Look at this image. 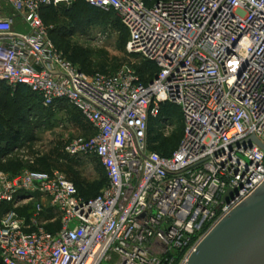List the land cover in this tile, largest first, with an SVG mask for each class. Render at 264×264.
I'll list each match as a JSON object with an SVG mask.
<instances>
[{"label":"built area","instance_id":"1","mask_svg":"<svg viewBox=\"0 0 264 264\" xmlns=\"http://www.w3.org/2000/svg\"><path fill=\"white\" fill-rule=\"evenodd\" d=\"M76 1L0 0V84L76 108L94 134L66 153L96 156L107 184L85 198L58 171L0 172V264H174L188 249L187 264L264 187V0H84L120 16L146 80L61 57L43 12ZM167 103L184 125L171 155L148 144Z\"/></svg>","mask_w":264,"mask_h":264},{"label":"rangeland","instance_id":"2","mask_svg":"<svg viewBox=\"0 0 264 264\" xmlns=\"http://www.w3.org/2000/svg\"><path fill=\"white\" fill-rule=\"evenodd\" d=\"M43 20L61 57L87 74L129 69L146 80L155 71L151 63L127 52L128 31L114 12L91 13L80 5L73 10H51ZM161 113L149 122L148 144L150 149L167 154L182 139L183 114L173 103L164 104ZM0 118L5 126L0 172L58 171L76 181L82 195L92 197L103 191L107 178L98 158L66 153L73 140L94 134L76 108L67 102L45 106L31 92L4 84L0 87ZM187 252L185 249L174 264H180Z\"/></svg>","mask_w":264,"mask_h":264},{"label":"water","instance_id":"3","mask_svg":"<svg viewBox=\"0 0 264 264\" xmlns=\"http://www.w3.org/2000/svg\"><path fill=\"white\" fill-rule=\"evenodd\" d=\"M187 264H264V187L220 222Z\"/></svg>","mask_w":264,"mask_h":264},{"label":"trees","instance_id":"4","mask_svg":"<svg viewBox=\"0 0 264 264\" xmlns=\"http://www.w3.org/2000/svg\"><path fill=\"white\" fill-rule=\"evenodd\" d=\"M154 1H156V0H154ZM154 1H152V2H149L148 0H147V2L148 3H150V4H152ZM81 5V7H83V8H85L86 10H88L89 12H91V13H107V12H103V11H101V10H97V9H95V8H93V7H91V6H89L84 0H77L76 2H75V4L71 7V8H69L68 10H73L74 8H76V7H79ZM51 10H57L56 8H54V7H50V8H46L45 10H44V12H43V17H44V15H46L48 12H50ZM63 10H65V9H63ZM153 73V72H152ZM152 73L149 75V77H151V75H152ZM2 86H4V84H0V87H2ZM16 88H18V90H20V91H28V92H31L28 88H26L25 86H23V85H19V86H17ZM32 93V92H31ZM32 94H34V93H32ZM34 95H36V94H34ZM36 97H38L39 99H40V97L39 96H37L36 95ZM41 100V99H40ZM55 106V105H54ZM161 115H162V113H161ZM183 121V120H182ZM183 136V135H182ZM4 139H5V126H4V123H3V121H2V119L0 118V143H2L3 141H4ZM180 144V143H179ZM179 146V145H178ZM177 146V147H178ZM177 149V148H176ZM175 149V150H176ZM174 151V150H173ZM173 151L172 152H170V153H167V154H164V153H161V154H163V155H171L172 153H173ZM2 153L0 152V155H1ZM103 170H104V168H103ZM104 172H105V170H104ZM14 174H17V173H14ZM107 178V177H106ZM74 181V180H73ZM75 182V184L77 185V183H76V181H74ZM77 188H78V185H77ZM81 194V193H80ZM82 195V194H81ZM82 196H84L85 198H92V197H95V196H92V197H90V196H85V195H82ZM97 196V195H96ZM47 229H49V230H52L53 228L51 227V226H48L47 227Z\"/></svg>","mask_w":264,"mask_h":264}]
</instances>
